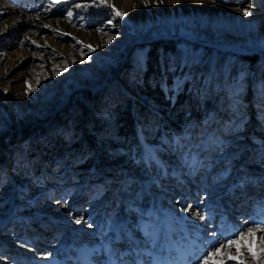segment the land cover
<instances>
[{
  "label": "rangeland",
  "instance_id": "obj_1",
  "mask_svg": "<svg viewBox=\"0 0 264 264\" xmlns=\"http://www.w3.org/2000/svg\"><path fill=\"white\" fill-rule=\"evenodd\" d=\"M252 229L264 0H0V264H264Z\"/></svg>",
  "mask_w": 264,
  "mask_h": 264
},
{
  "label": "bare ground",
  "instance_id": "obj_2",
  "mask_svg": "<svg viewBox=\"0 0 264 264\" xmlns=\"http://www.w3.org/2000/svg\"><path fill=\"white\" fill-rule=\"evenodd\" d=\"M184 217H185V220H187V224L188 225H192V226L198 225L199 226V224H196L193 221V218H191L190 216L185 215ZM244 242L248 246H250V245L256 246V245L260 244V242H264V235L263 236L260 235V231L259 230L252 229L251 233H249V231H247L245 239H244ZM251 250H252V253L254 255L253 257L258 255V252L256 250H253L252 248H251ZM215 254L218 257L221 256L222 255L221 250L219 249V252H216V250H215ZM218 262H219V259L215 260L214 264H218Z\"/></svg>",
  "mask_w": 264,
  "mask_h": 264
},
{
  "label": "snow or ice",
  "instance_id": "obj_3",
  "mask_svg": "<svg viewBox=\"0 0 264 264\" xmlns=\"http://www.w3.org/2000/svg\"><path fill=\"white\" fill-rule=\"evenodd\" d=\"M160 2H162V0H160ZM116 14H117V15H121V13H119V12H117ZM245 15H247V13H245ZM251 232H252V230H249V233H251ZM241 238H243V237H241ZM233 245H235L238 249H239V247L241 246V245L239 244V242L236 241V240L229 241L228 246L231 247V246H233ZM216 252H219V249H217ZM214 254H215V252H214V253H209L208 255H214ZM229 258H230V259H234L235 257H231V256H230ZM206 259H207V258H205V264H206ZM220 264H223V261H221Z\"/></svg>",
  "mask_w": 264,
  "mask_h": 264
},
{
  "label": "trees",
  "instance_id": "obj_4",
  "mask_svg": "<svg viewBox=\"0 0 264 264\" xmlns=\"http://www.w3.org/2000/svg\"><path fill=\"white\" fill-rule=\"evenodd\" d=\"M156 66H157L156 58L153 57L152 61H148L147 69H153L156 68Z\"/></svg>",
  "mask_w": 264,
  "mask_h": 264
}]
</instances>
